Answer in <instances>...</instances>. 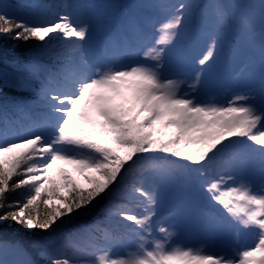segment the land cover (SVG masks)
Wrapping results in <instances>:
<instances>
[{"label":"snow or ice","instance_id":"obj_1","mask_svg":"<svg viewBox=\"0 0 264 264\" xmlns=\"http://www.w3.org/2000/svg\"><path fill=\"white\" fill-rule=\"evenodd\" d=\"M41 7L47 17L0 10V36L39 42L19 74L0 69V82L30 96L2 109L0 228L32 233L47 264H264V55L258 83L214 91L222 40L247 25L235 10L249 5L205 4L198 46L185 41L191 4H150L155 17L95 59L92 5ZM46 55L66 63L48 71ZM177 187L198 215L165 207ZM93 208L92 224H65ZM185 223L248 243L209 253L180 239ZM23 252L0 236V264H36L8 258Z\"/></svg>","mask_w":264,"mask_h":264},{"label":"rangeland","instance_id":"obj_2","mask_svg":"<svg viewBox=\"0 0 264 264\" xmlns=\"http://www.w3.org/2000/svg\"><path fill=\"white\" fill-rule=\"evenodd\" d=\"M67 3L83 2L92 5L94 17V35L92 39V54H100L104 49L119 46L125 38L131 40L135 29L144 24L147 18L155 17L158 10L149 7L154 3H177L186 2L192 5L191 14L186 21L185 41H196L199 30L204 26L205 4H241L249 5L247 8L236 9L235 11L247 20V25L241 28L230 29L222 40L220 50L217 53V68L221 74L222 87L215 89V93L223 97L229 86L256 82L258 83L262 64L261 49V20L259 0H67ZM0 7L8 10L15 8L19 13H23L20 6L13 7L5 0H0ZM211 11L210 9L208 10ZM140 17V18H139ZM94 57V58H95ZM132 58H127L125 62H130ZM66 63V61L64 62ZM5 69V68H2ZM9 73H15L6 69ZM69 172L71 166H65ZM75 175V173H73ZM183 204L190 207L194 216L198 215L200 209L197 208L191 199V193L177 187L166 196L165 207ZM180 239L186 243H193L203 240V247L207 252L228 251L235 254L237 247H242L248 243V238L241 236L237 238L235 234H208L200 231L194 224H182ZM239 239V243H237ZM201 246V245H197ZM9 259L25 260L29 255L24 251L21 255L9 254Z\"/></svg>","mask_w":264,"mask_h":264},{"label":"trees","instance_id":"obj_3","mask_svg":"<svg viewBox=\"0 0 264 264\" xmlns=\"http://www.w3.org/2000/svg\"><path fill=\"white\" fill-rule=\"evenodd\" d=\"M12 4L13 7L20 6L23 9V14L42 12L45 17L48 15L46 8L41 6L54 5L59 0H5ZM67 1V0H66ZM0 10L3 8L0 7ZM140 18V17H139ZM39 47V42L32 40L29 42L14 41L7 36H0V69L5 68L12 72L19 74V70L23 65L27 64L32 58L33 53ZM95 55L92 54L91 58ZM39 63L44 65L48 71L58 72L64 65L62 58L57 59L53 55H46L39 58ZM43 71V69H42ZM30 98L28 93H22L15 88L5 85L0 82V119L3 118L2 109L7 106L8 114L11 115L13 104L18 103L22 99ZM15 198V197H14ZM97 219L95 208L87 211L77 213L71 221H65V224L71 225H90ZM37 235H39L37 233ZM0 236L7 238L9 241H17L24 247V251L29 255V258L36 261V264H47L34 249L29 245V240L33 234L26 232L24 229L17 225L8 224L0 228ZM95 236L99 238L100 234L96 233ZM91 236H86L85 240L90 241Z\"/></svg>","mask_w":264,"mask_h":264}]
</instances>
